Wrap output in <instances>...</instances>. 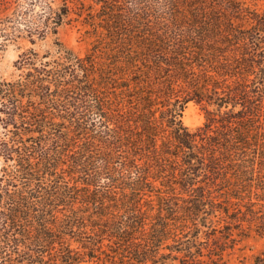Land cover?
Here are the masks:
<instances>
[{"label": "trees", "instance_id": "trees-1", "mask_svg": "<svg viewBox=\"0 0 264 264\" xmlns=\"http://www.w3.org/2000/svg\"><path fill=\"white\" fill-rule=\"evenodd\" d=\"M55 1L0 0L1 47L73 19L97 38L83 57L29 49L0 83V264H212L199 235L220 206L264 202V14ZM189 102L206 114L195 131Z\"/></svg>", "mask_w": 264, "mask_h": 264}, {"label": "rangeland", "instance_id": "rangeland-1", "mask_svg": "<svg viewBox=\"0 0 264 264\" xmlns=\"http://www.w3.org/2000/svg\"><path fill=\"white\" fill-rule=\"evenodd\" d=\"M251 9L264 14V0H241ZM90 4V2L88 1ZM60 5L55 1L54 7ZM71 18L75 15L71 14ZM95 31L90 26L74 21L65 22L57 28L56 34H47L43 40H35L31 44L27 39L17 42H8L5 47L0 46V83L13 81L19 78L20 71L16 69V61L19 56L29 49H33L39 55L47 51L52 52L55 42L61 43L76 55L83 57L96 45ZM102 43V42H101ZM1 44V41H0ZM1 104V103H0ZM205 112L202 107L194 102L186 104L182 112L181 121L190 131L202 127L205 122ZM2 129L0 128V137ZM0 158V174L3 166ZM246 194L243 199L232 200L231 206L222 204L220 208L229 210L228 216L224 213L218 214L214 220L218 231H206L200 234L199 240L206 256L212 255V264H264V202L257 201L258 191ZM211 196L219 199V194L212 193ZM221 201V199H219ZM208 261L207 257H204Z\"/></svg>", "mask_w": 264, "mask_h": 264}]
</instances>
